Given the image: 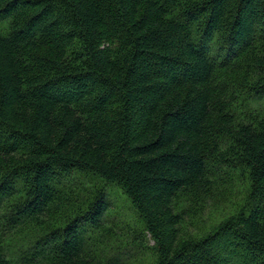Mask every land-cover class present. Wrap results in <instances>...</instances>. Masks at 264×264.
<instances>
[{"label":"trees","instance_id":"16d2710c","mask_svg":"<svg viewBox=\"0 0 264 264\" xmlns=\"http://www.w3.org/2000/svg\"><path fill=\"white\" fill-rule=\"evenodd\" d=\"M145 246L264 264V0H0V264Z\"/></svg>","mask_w":264,"mask_h":264},{"label":"rangeland","instance_id":"374dc122","mask_svg":"<svg viewBox=\"0 0 264 264\" xmlns=\"http://www.w3.org/2000/svg\"><path fill=\"white\" fill-rule=\"evenodd\" d=\"M111 191H112V197H113L112 202L114 204V207L111 208V211L109 212V220L112 223H115L116 225L119 222L123 221L125 223L129 222L130 224L134 226L141 227L142 224L138 216V213L134 211L130 202L127 200V197L116 186H111ZM240 198H242L241 194H237L233 200L237 201ZM222 213H224L223 210L217 211L213 207L209 208L203 214V220H204L203 225H205L207 228L214 225V223H217L219 221V218L216 219L215 217L221 215ZM122 224L123 223H121V225ZM122 227H125V225H122ZM118 231L122 233L121 230H118ZM148 244L149 245L154 244L153 240H151L150 237L148 238ZM140 253H142L144 257L143 264H150V262H152L153 254H151V250L149 249L148 246L141 247Z\"/></svg>","mask_w":264,"mask_h":264}]
</instances>
